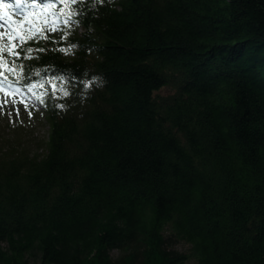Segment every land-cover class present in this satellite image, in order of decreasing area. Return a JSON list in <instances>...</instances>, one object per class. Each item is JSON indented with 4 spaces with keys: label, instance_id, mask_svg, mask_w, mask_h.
Here are the masks:
<instances>
[{
    "label": "trees",
    "instance_id": "obj_1",
    "mask_svg": "<svg viewBox=\"0 0 264 264\" xmlns=\"http://www.w3.org/2000/svg\"><path fill=\"white\" fill-rule=\"evenodd\" d=\"M39 1L56 31L0 36L47 125L0 135V264H264V0Z\"/></svg>",
    "mask_w": 264,
    "mask_h": 264
},
{
    "label": "rangeland",
    "instance_id": "obj_2",
    "mask_svg": "<svg viewBox=\"0 0 264 264\" xmlns=\"http://www.w3.org/2000/svg\"><path fill=\"white\" fill-rule=\"evenodd\" d=\"M47 21L49 27H56L55 23ZM39 111V105L26 91L20 88L15 90L8 86L2 87V91H0L1 137L10 136L12 138V136L18 135L26 140L32 137L46 136L47 125Z\"/></svg>",
    "mask_w": 264,
    "mask_h": 264
},
{
    "label": "snow or ice",
    "instance_id": "obj_3",
    "mask_svg": "<svg viewBox=\"0 0 264 264\" xmlns=\"http://www.w3.org/2000/svg\"><path fill=\"white\" fill-rule=\"evenodd\" d=\"M20 2H21V0H17V4H16L17 7H19ZM73 2H76V0H73ZM3 7L4 8H7V7H9V5L5 4V5H3ZM34 7H39V5H34ZM53 8H54V4H52V3H45V4H43V8L41 10L43 11V10L53 9ZM73 14L74 13L71 12V11H69L67 13V16L65 17V20H64V23L65 24L68 23L69 18ZM7 15L8 14L6 12L3 15H0V20H4L5 17H7ZM45 15H47V13H45ZM52 15L58 18L57 11H53L52 12ZM59 15H64V12L62 10L59 11ZM25 22L26 21H13L12 23L13 24H17V23L24 24ZM5 23H8V21L5 20ZM42 23L46 26L47 23H48V21L45 20ZM0 27H3V25H0ZM10 30L14 33V35L11 36V37H8V39L10 41H12V40L19 41V46H20L21 50H23V45L24 44L28 43L29 40H31V39L34 38V36H30V37H28L27 40L23 39V31H27L26 28L23 29L20 32H18L15 28H11ZM50 31H53L54 32V31H56V29L55 28H52V29H50ZM43 38L47 39L46 36L43 37ZM61 38L63 39L64 37H61ZM16 47H17V45L15 43L12 44L11 47H8V46L0 47V58L4 57L5 55H11V56H14V57H19L21 55V52L20 51H15L14 49H16ZM27 51L28 52H31L32 50L31 49H27ZM41 51H42V49H41ZM60 51L61 52H65V51L70 52L71 51V47H69L68 49L61 48ZM26 58H29L30 59L31 57H26ZM4 62L7 63V61H4ZM14 70H15V65L14 64H13V67L12 68L7 69V71H9V72L10 71H14ZM0 71H3V69H0ZM4 83H5V80L4 79H0V87H3L4 86ZM63 94L65 96H67L68 95V92L65 91ZM37 99H39V97H37ZM41 103H43V101H41Z\"/></svg>",
    "mask_w": 264,
    "mask_h": 264
}]
</instances>
